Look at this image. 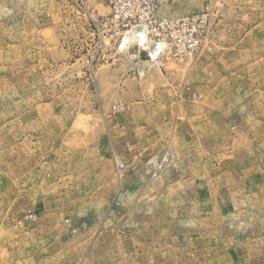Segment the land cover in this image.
Masks as SVG:
<instances>
[{"label": "rangeland", "instance_id": "obj_1", "mask_svg": "<svg viewBox=\"0 0 264 264\" xmlns=\"http://www.w3.org/2000/svg\"><path fill=\"white\" fill-rule=\"evenodd\" d=\"M161 1L198 49L0 0V264H264V0Z\"/></svg>", "mask_w": 264, "mask_h": 264}, {"label": "built area", "instance_id": "obj_2", "mask_svg": "<svg viewBox=\"0 0 264 264\" xmlns=\"http://www.w3.org/2000/svg\"><path fill=\"white\" fill-rule=\"evenodd\" d=\"M110 13L103 22V31L109 40H118L125 33L140 28L147 30V35L156 43H170L174 55L180 57L198 49L201 39L198 28L206 23V15H167L161 13V0H108ZM157 63L162 64L158 59ZM124 168V163H118Z\"/></svg>", "mask_w": 264, "mask_h": 264}, {"label": "bare ground", "instance_id": "obj_3", "mask_svg": "<svg viewBox=\"0 0 264 264\" xmlns=\"http://www.w3.org/2000/svg\"><path fill=\"white\" fill-rule=\"evenodd\" d=\"M143 29V28H142ZM138 30V29H137ZM137 30H135V31H137ZM138 32H140V34L141 35H144V37H145V39H146V36H145V32H146V30H145V28H144V30H138ZM139 34V33H138ZM140 35V37H142ZM126 39L128 40V39H130V37H126ZM140 40H144L143 38H141ZM147 40V39H146ZM160 45H164V44H160Z\"/></svg>", "mask_w": 264, "mask_h": 264}, {"label": "crops", "instance_id": "obj_4", "mask_svg": "<svg viewBox=\"0 0 264 264\" xmlns=\"http://www.w3.org/2000/svg\"><path fill=\"white\" fill-rule=\"evenodd\" d=\"M160 10H161V13L168 15V13H167L168 11L166 9H164L163 7Z\"/></svg>", "mask_w": 264, "mask_h": 264}]
</instances>
